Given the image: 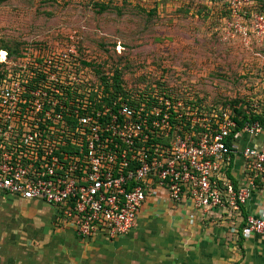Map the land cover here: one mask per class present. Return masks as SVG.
<instances>
[{"label": "built area", "instance_id": "2783aa9c", "mask_svg": "<svg viewBox=\"0 0 264 264\" xmlns=\"http://www.w3.org/2000/svg\"><path fill=\"white\" fill-rule=\"evenodd\" d=\"M70 45L0 48L1 192L84 238L126 235L149 198L264 234V207L245 212L264 196V73L255 97L221 105L186 83L93 81Z\"/></svg>", "mask_w": 264, "mask_h": 264}, {"label": "rangeland", "instance_id": "374dc122", "mask_svg": "<svg viewBox=\"0 0 264 264\" xmlns=\"http://www.w3.org/2000/svg\"><path fill=\"white\" fill-rule=\"evenodd\" d=\"M262 36L264 0H0V47L76 44L93 81L186 83L221 105L260 93Z\"/></svg>", "mask_w": 264, "mask_h": 264}, {"label": "crops", "instance_id": "0c3cea01", "mask_svg": "<svg viewBox=\"0 0 264 264\" xmlns=\"http://www.w3.org/2000/svg\"><path fill=\"white\" fill-rule=\"evenodd\" d=\"M259 203L264 196L253 195L245 212ZM229 226L185 203L149 198L126 235L84 238L57 225L51 206L0 191V264H264V234L235 235Z\"/></svg>", "mask_w": 264, "mask_h": 264}, {"label": "trees", "instance_id": "16d2710c", "mask_svg": "<svg viewBox=\"0 0 264 264\" xmlns=\"http://www.w3.org/2000/svg\"><path fill=\"white\" fill-rule=\"evenodd\" d=\"M0 48H6V49H8L11 53H15V52H18V51H19L18 46H8V45H3V47H0ZM84 63H85V62H84ZM85 64H86V63H85ZM103 81H105V80H103ZM114 82H118V81H114ZM239 102H240V101H239L238 99H234V101L232 102V104H233V103H239ZM258 118L261 119L262 122L264 123V118L259 117V116H258Z\"/></svg>", "mask_w": 264, "mask_h": 264}]
</instances>
